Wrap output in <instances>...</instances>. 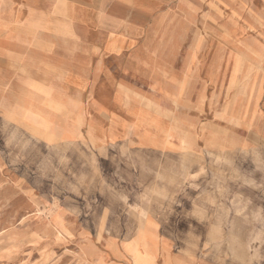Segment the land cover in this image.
Returning <instances> with one entry per match:
<instances>
[{"label":"rangeland","instance_id":"obj_1","mask_svg":"<svg viewBox=\"0 0 264 264\" xmlns=\"http://www.w3.org/2000/svg\"><path fill=\"white\" fill-rule=\"evenodd\" d=\"M28 1L134 52L249 56L264 66V0ZM170 160L125 148L101 158L0 124V264H135L120 246L147 217L180 234L213 220L238 235L163 240L179 264H264V146Z\"/></svg>","mask_w":264,"mask_h":264},{"label":"crops","instance_id":"obj_2","mask_svg":"<svg viewBox=\"0 0 264 264\" xmlns=\"http://www.w3.org/2000/svg\"><path fill=\"white\" fill-rule=\"evenodd\" d=\"M127 43L96 38L56 7L0 0V124L101 158L111 148L176 161L264 146V66L249 56L143 54ZM142 224L120 246L135 264H179L163 240L238 237L213 220L195 234L154 217Z\"/></svg>","mask_w":264,"mask_h":264}]
</instances>
